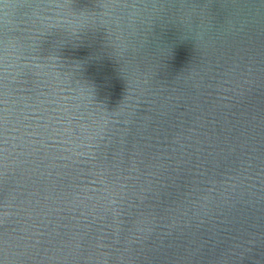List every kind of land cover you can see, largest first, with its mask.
<instances>
[{"label": "water", "instance_id": "obj_1", "mask_svg": "<svg viewBox=\"0 0 264 264\" xmlns=\"http://www.w3.org/2000/svg\"><path fill=\"white\" fill-rule=\"evenodd\" d=\"M0 264H264V0H0Z\"/></svg>", "mask_w": 264, "mask_h": 264}, {"label": "clouds", "instance_id": "obj_2", "mask_svg": "<svg viewBox=\"0 0 264 264\" xmlns=\"http://www.w3.org/2000/svg\"><path fill=\"white\" fill-rule=\"evenodd\" d=\"M161 16L171 17L168 23L176 25L180 30V36L182 39L191 40L196 47L203 39L208 31L205 26L203 18L200 14L193 10H185L184 8H163L160 10ZM161 16H157L155 13H151L144 17V20L148 23V27L145 28L144 36L142 40V47L147 51H152L159 46V42L152 37V28L154 24H161L163 20ZM124 50L123 48L121 49Z\"/></svg>", "mask_w": 264, "mask_h": 264}]
</instances>
